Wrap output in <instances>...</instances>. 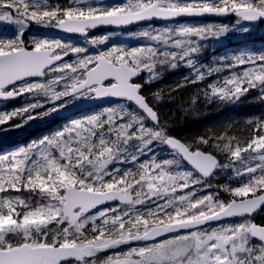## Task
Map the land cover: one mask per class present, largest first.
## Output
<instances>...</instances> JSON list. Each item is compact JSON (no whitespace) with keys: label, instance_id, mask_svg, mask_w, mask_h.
<instances>
[{"label":"snow or ice","instance_id":"1","mask_svg":"<svg viewBox=\"0 0 264 264\" xmlns=\"http://www.w3.org/2000/svg\"><path fill=\"white\" fill-rule=\"evenodd\" d=\"M204 15H234L232 27L247 33L264 22V0H0V24L14 26L0 36V101L27 98L0 111V125L117 101L0 154V264H97L102 253V264H264V224L252 220L264 208V116L247 120L243 136L228 125L184 141L161 119L163 90L145 92L183 64L191 75L168 97L215 75L193 104L201 95L235 104L253 90L264 101V49L220 58L222 67L194 59L229 25L152 27ZM142 23L130 35L148 43L90 50L110 39L91 30ZM32 24L85 43L25 40ZM218 175L229 182L214 185Z\"/></svg>","mask_w":264,"mask_h":264},{"label":"trees","instance_id":"2","mask_svg":"<svg viewBox=\"0 0 264 264\" xmlns=\"http://www.w3.org/2000/svg\"><path fill=\"white\" fill-rule=\"evenodd\" d=\"M50 3H59L61 5H67L70 0H49ZM233 17V16H232ZM228 23L233 25L235 20L233 18L227 19ZM250 30L245 33L242 31L238 36L239 40L233 41L230 38L226 44L218 47L214 41L211 43L210 48L205 49L202 55H199V64L211 67H217L218 64L224 63L220 58H227V52H231L234 55L246 50V52L260 51L264 49V22L250 25ZM11 28V29H10ZM8 27L0 24V36L11 35L14 31V26ZM37 31L39 37L42 28L35 24H32L30 29L25 32V36L34 34ZM232 37V36H230ZM223 73V72H222ZM220 73V76L222 75ZM225 73V72H224ZM223 73V74H224ZM191 75V71L187 66L181 64L177 69L166 68L163 70V75L160 80L153 83L145 89L146 93L163 90L165 94V100L158 105V110L161 115V119L169 126L172 135L181 138L184 141H191L194 137L205 134L209 129L222 131L228 125H232L233 134L246 135L244 132L245 122L249 119L258 118L264 116V101L260 100L257 91L253 90L249 94L241 97V99L235 104H226L219 101L207 102L201 95L197 103L193 104L192 100L196 97L199 90L203 89L206 84L211 83L216 79V76L206 79L201 84H190L187 87L175 92L171 97L167 96L170 89L176 87L184 81L185 77ZM25 99H21L23 102ZM1 108L0 111H8ZM62 119L59 116L51 119L50 121L41 123L36 121L32 123V127L28 130L26 135L21 141L18 138H7L0 142V154L6 148H11L16 141L21 144H25L33 136H41L46 132H50L55 126L59 125ZM31 121H29V124ZM161 158H166L163 153H158ZM226 176L218 175L214 180V185H224L228 183ZM232 186H235L233 183ZM221 197L225 200L230 197L221 192ZM254 221L259 224H264V211H259L254 216Z\"/></svg>","mask_w":264,"mask_h":264},{"label":"rangeland","instance_id":"3","mask_svg":"<svg viewBox=\"0 0 264 264\" xmlns=\"http://www.w3.org/2000/svg\"><path fill=\"white\" fill-rule=\"evenodd\" d=\"M121 2H122V0L119 1V2H117V3H121ZM181 23L191 24L193 26H203V25H207V24H227V25H229V28L231 30L226 35L221 36L219 38V40L211 39V41L212 42L214 41L215 45L218 46V47L226 44V42L230 38H233L234 37V39H232L233 41L239 40L238 36L240 35V32H239L240 29L239 28H233L232 26L234 24L231 25L228 22L226 23V22H217V21H214V22H189V21H175L174 22L173 21V22L166 23V24H152V27L153 28H162V27H164L166 25L167 26H175V25L181 24ZM146 27H148V25L147 24H143L142 26H140L136 30H133V31H130V32H126V33H123V32H120V31L119 32L118 31L106 32V33L101 34L100 36H97L96 38H101V37H103L105 35H107V36L110 37V39L108 41H106L105 45H102L103 50H106L107 47H110L113 44H116V45L126 44V45H128L130 47L131 46H140L142 43H148V42L147 41H144L142 38H137V37H134V36H132L130 34L131 33L138 32V31H140V30H142L143 28H146ZM44 29L45 28H42V31H44ZM37 31L38 30H36V32L33 35L30 34V36L34 37L37 34L39 36V33H37ZM230 36H232V37H230ZM29 39H31V37H27V40H29ZM116 39H118L119 41H121V43L119 41L118 42L116 41V42H113V43L111 42V41H115ZM76 42H78L77 39L71 38L66 43H72V44L75 45ZM84 42H83V44H81L79 42V45L80 46H83L84 45ZM243 52H246V50L245 49L244 50H241V52L238 53V54H236V55H239V54H241ZM232 56H234L233 53L227 52V58H230ZM194 59H197L199 61V59H201V58H199V56H198V57H194ZM222 66H223V64L220 63V64H218L217 67H222ZM224 72H223L224 74L222 73L221 76H225V75H229L230 74L227 70L224 71ZM24 99L25 100L23 102H20L19 104L13 105L12 107L8 108V111H11V110L16 109V108L23 107L24 104L26 103V99L27 98L25 97ZM104 107H106V106H104ZM101 108H103V107H99L97 109H93V110H90V111H86L85 113H83V114H81L79 116H75V117L68 118V119H63L62 121L59 122V125L58 126H55L50 132H46V133L42 134L41 136H38V135L33 136L25 144H21V143H19V141H16V143L11 148H6L5 150H3V152L1 154H7L9 152H12V151L18 149L20 146L27 145L30 141H32L34 139H38V138H40V137H42L44 135H48V134L53 133L54 131H56L57 129H59L63 124L67 123L69 119L78 118V117H81V116H87L90 113L99 111ZM4 109H6V108H4ZM56 116H59V113L58 114H53V115H51L49 117H45L43 119H34V120L31 121L30 124H29V122H27L26 124H24L23 127H14L15 125L21 123L20 119L15 118L13 120H10V121L6 122L5 124L0 125V142L3 141V140H6L7 138H13V137H15V138L17 137L18 140L21 141L26 135H28L27 133H28L29 128L32 127V123L36 122L37 120L40 121L41 123L47 122V121H50L51 119L55 118ZM157 155H158V153H157ZM214 180L212 181L213 184H214ZM239 219H234V220H235V222H239Z\"/></svg>","mask_w":264,"mask_h":264},{"label":"flooded vegetation","instance_id":"4","mask_svg":"<svg viewBox=\"0 0 264 264\" xmlns=\"http://www.w3.org/2000/svg\"><path fill=\"white\" fill-rule=\"evenodd\" d=\"M121 0H105L106 3H117ZM233 16V17H232ZM230 19V18H233V20H235V16L234 15H229L228 17L226 18H181V19H176L174 20L175 21H189V22H214V21H217V22H228L227 19ZM170 22H173V21H169V22H154L153 24H166V23H170ZM260 23V22H258ZM256 23V24H258ZM146 24V23H144ZM143 24H139V25H136V26H133V27H111V26H100L98 27L97 29H94V30H91L90 32V38L91 37H97V36H100L101 34L103 33H106V32H111V31H120V32H123V33H126V32H130V31H133V30H136L137 28H139L140 26H142ZM41 33V36L42 37H48V38H60L62 39L63 42H67L68 40H70L71 38H74V39H77L78 42L75 43L76 46H80L79 45V42L81 44H83V42L85 41V38L83 36H74V35H69V34H66L64 32H61V31H58V30H54V29H51V28H45L43 32H40ZM35 36H38L35 35ZM27 37H31L33 38L32 36L30 35H27L25 36V40H27ZM121 39V38H120ZM118 42L119 40L116 39L115 41H111L112 43L113 42ZM121 43V41H119ZM85 43V42H84ZM204 43V48L205 49H208L210 48L211 50V39L203 42ZM90 47V50L92 52H95V51H99V50H103V47L102 45L101 46H98V47H95L93 48L92 46H89ZM72 57H66V59H71ZM25 97H21V98H17V99H13V100H9V101H0V109L1 108H6V107H12L13 105H17L20 103L21 99H24ZM261 210H264V208H261L259 211ZM258 211V212H259ZM257 212V213H258ZM256 213V214H257ZM255 214V215H256ZM254 215V216H255ZM254 216L252 217V220H254ZM256 222V221H254ZM257 223V222H256ZM259 224V223H257ZM108 253H102L100 254L98 257H97V264H102L103 260L106 258V255Z\"/></svg>","mask_w":264,"mask_h":264},{"label":"water","instance_id":"5","mask_svg":"<svg viewBox=\"0 0 264 264\" xmlns=\"http://www.w3.org/2000/svg\"><path fill=\"white\" fill-rule=\"evenodd\" d=\"M217 17L218 16H214V15H204L201 17H180V18H176V19H181V18H200V19H202V18H217ZM226 17H228V16L219 17V18H226ZM176 19H174V20H176ZM174 20H156L153 22H169V21H174ZM111 27H116V26H111ZM124 27H133V26H124ZM62 32H64V31H62ZM64 33H66V32H64ZM66 34H69V33H66ZM69 35L81 36L79 34H69ZM114 102H117V101L114 99H112V100L98 99V100L82 101L76 107H69L66 111H61L59 114L65 119V118L74 116L75 114L80 113L82 111L92 109V108H97V107L104 106V105H108L110 103L112 104ZM234 219H237V218H234Z\"/></svg>","mask_w":264,"mask_h":264},{"label":"bare ground","instance_id":"6","mask_svg":"<svg viewBox=\"0 0 264 264\" xmlns=\"http://www.w3.org/2000/svg\"><path fill=\"white\" fill-rule=\"evenodd\" d=\"M62 32V31H61Z\"/></svg>","mask_w":264,"mask_h":264}]
</instances>
